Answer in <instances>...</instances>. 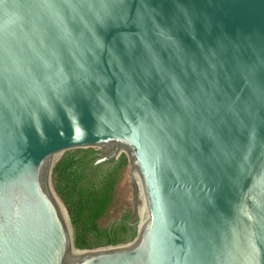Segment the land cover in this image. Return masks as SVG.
Returning <instances> with one entry per match:
<instances>
[{
	"label": "water",
	"instance_id": "1",
	"mask_svg": "<svg viewBox=\"0 0 264 264\" xmlns=\"http://www.w3.org/2000/svg\"><path fill=\"white\" fill-rule=\"evenodd\" d=\"M78 149L126 157L131 240L75 246ZM0 264H264V0H0Z\"/></svg>",
	"mask_w": 264,
	"mask_h": 264
},
{
	"label": "trees",
	"instance_id": "2",
	"mask_svg": "<svg viewBox=\"0 0 264 264\" xmlns=\"http://www.w3.org/2000/svg\"><path fill=\"white\" fill-rule=\"evenodd\" d=\"M97 157L94 149L66 152L52 174L55 190L69 213L74 244L80 249L115 245L136 235L135 229L123 221L102 225L101 220L114 202L127 159L121 155L116 161L98 165L89 176Z\"/></svg>",
	"mask_w": 264,
	"mask_h": 264
},
{
	"label": "rangeland",
	"instance_id": "3",
	"mask_svg": "<svg viewBox=\"0 0 264 264\" xmlns=\"http://www.w3.org/2000/svg\"><path fill=\"white\" fill-rule=\"evenodd\" d=\"M133 211V190L130 175V167L126 166L116 186L115 199L108 213L101 220L106 226L121 217L123 213Z\"/></svg>",
	"mask_w": 264,
	"mask_h": 264
},
{
	"label": "flooded vegetation",
	"instance_id": "4",
	"mask_svg": "<svg viewBox=\"0 0 264 264\" xmlns=\"http://www.w3.org/2000/svg\"><path fill=\"white\" fill-rule=\"evenodd\" d=\"M91 171V170H90ZM92 175V174H91ZM91 175H89V176H91ZM127 215H129V217L127 218ZM131 215H132V213L131 212H129V211H126L125 213H123L122 215H121V217L120 218H118V219H116V220H114L113 222H111L110 224H108V225H106V226H109V225H111V224H113L114 222H116V221H119V222H124V224H127L128 225V227H130L131 226V224L129 223V220L131 219ZM104 226V225H103ZM132 227V226H131Z\"/></svg>",
	"mask_w": 264,
	"mask_h": 264
},
{
	"label": "bare ground",
	"instance_id": "5",
	"mask_svg": "<svg viewBox=\"0 0 264 264\" xmlns=\"http://www.w3.org/2000/svg\"><path fill=\"white\" fill-rule=\"evenodd\" d=\"M132 173H133V176H134L135 180L139 184V176H138V174L134 170H132ZM146 219H147V212L144 213V216H143V219H142V222H141V225H140L141 228L145 224Z\"/></svg>",
	"mask_w": 264,
	"mask_h": 264
}]
</instances>
